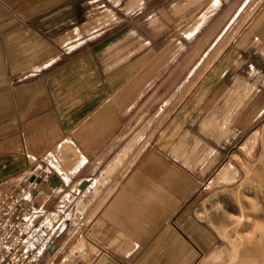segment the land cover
Returning a JSON list of instances; mask_svg holds the SVG:
<instances>
[{"label": "crops", "instance_id": "1", "mask_svg": "<svg viewBox=\"0 0 264 264\" xmlns=\"http://www.w3.org/2000/svg\"><path fill=\"white\" fill-rule=\"evenodd\" d=\"M244 1L0 0V186L47 172L38 203L72 197L54 264L211 253L198 210L264 110V1L243 22Z\"/></svg>", "mask_w": 264, "mask_h": 264}, {"label": "rangeland", "instance_id": "2", "mask_svg": "<svg viewBox=\"0 0 264 264\" xmlns=\"http://www.w3.org/2000/svg\"><path fill=\"white\" fill-rule=\"evenodd\" d=\"M263 1L250 0L243 7L242 16L247 14L243 22L261 9ZM229 32L230 28L227 34ZM233 33L236 34V23ZM204 71H200L199 67L186 89ZM251 88L253 91L254 88ZM237 89L243 91L244 86L238 85ZM245 106V98L242 97L236 107L241 110ZM233 142H236L235 148L229 150L227 159L223 160L226 166L214 169L211 196L203 201L198 210V216L212 227L214 246L211 253L202 256L196 264H264V110ZM81 204L83 207L87 205L84 202Z\"/></svg>", "mask_w": 264, "mask_h": 264}, {"label": "built area", "instance_id": "3", "mask_svg": "<svg viewBox=\"0 0 264 264\" xmlns=\"http://www.w3.org/2000/svg\"><path fill=\"white\" fill-rule=\"evenodd\" d=\"M47 172H24L17 185L0 186V264H54L58 240L64 232L67 196L51 210L38 203L45 194Z\"/></svg>", "mask_w": 264, "mask_h": 264}, {"label": "bare ground", "instance_id": "4", "mask_svg": "<svg viewBox=\"0 0 264 264\" xmlns=\"http://www.w3.org/2000/svg\"><path fill=\"white\" fill-rule=\"evenodd\" d=\"M250 0H246L245 2H244V4H243V7H245L246 6V4L249 2ZM242 8V7H241ZM240 11V10H239ZM233 260V259H232ZM257 264V263H256Z\"/></svg>", "mask_w": 264, "mask_h": 264}]
</instances>
